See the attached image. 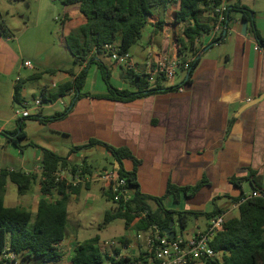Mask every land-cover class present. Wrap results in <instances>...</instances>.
I'll use <instances>...</instances> for the list:
<instances>
[{
	"label": "crops",
	"instance_id": "0c3cea01",
	"mask_svg": "<svg viewBox=\"0 0 264 264\" xmlns=\"http://www.w3.org/2000/svg\"><path fill=\"white\" fill-rule=\"evenodd\" d=\"M243 1L240 0L241 5L253 12L254 25L243 20L240 12L230 11L227 30L223 35L215 36L219 42L213 43V36L207 35L198 44L200 61L188 83V74L182 71L181 83H165V87H175L172 91L128 102L107 97L106 76L116 89L130 92H136V89L124 78L127 73L105 55H100L98 61L88 67L80 98L76 99L75 90L69 89L57 99H51L50 95L60 87L74 81L86 63L77 66L67 47L65 62L59 55L46 60L29 57L20 46L12 45L8 27L1 23L5 33L0 36V171L21 170L40 175L44 150L68 158L77 168L85 164L90 170L119 169L104 144L125 149L130 157L123 159V168L126 172H135L139 190L150 199L151 207L156 209L154 199H159L166 210L189 214L188 226L180 230L179 235L176 227L180 226L176 221L173 225L175 235L184 238L205 231L212 216L231 211L243 195L252 193L251 178L258 179V190L264 191V100L248 107L264 94V47L259 45L254 31L256 29L258 36L264 39V1L260 6L256 0L251 4ZM178 8V4H169L165 11H155L149 18L148 25L153 27L150 42L140 46L138 56L130 52L141 69L149 59L155 63L178 56V38H183L187 24L175 22ZM65 17L67 21L61 33L64 44L68 35L76 33L85 24L77 7H64ZM203 18L209 17L203 13ZM160 20H164L161 30L156 27ZM189 54L186 61L192 60ZM25 61H30L33 68L23 67ZM47 76L51 79L43 84ZM17 77L21 79L20 84H15ZM18 84L20 103L15 104ZM29 88L38 91L32 94L33 100L45 91L46 100L51 103L44 105L34 118L24 119L25 138L17 147L2 131L15 133L18 130V123L23 119L15 116L14 106L22 108L24 103L30 102ZM63 113V117H58ZM91 141L100 143L88 147ZM27 146L34 149L33 166L31 163L26 165L22 149ZM77 147L82 150L73 152L72 149ZM100 154L112 159L106 160L111 166L107 163L96 166L91 162L92 156ZM10 157L19 160L20 168L9 164ZM9 184L6 185L4 204L12 208V200L7 203ZM94 185L69 197V225L76 224L75 211L83 190H91ZM33 186L37 193L34 201L19 199L17 205L35 214L42 196L40 184ZM170 186L178 190L177 196L168 193ZM246 186L250 191L245 192ZM46 198L55 202L60 196L54 193ZM233 216L232 211L228 219ZM127 230L133 235L121 236L118 240L121 245L117 244L113 251L118 248L123 257L145 256L143 244L136 239L138 231L133 227ZM69 243L65 239L59 248ZM104 244H99L101 249L108 246ZM75 247H67L64 252L61 249L60 264H72ZM107 253L109 257L115 255L114 252ZM20 264L30 263L21 261Z\"/></svg>",
	"mask_w": 264,
	"mask_h": 264
},
{
	"label": "trees",
	"instance_id": "16d2710c",
	"mask_svg": "<svg viewBox=\"0 0 264 264\" xmlns=\"http://www.w3.org/2000/svg\"><path fill=\"white\" fill-rule=\"evenodd\" d=\"M169 4H178L179 8L175 11V22L177 24L187 23L183 31V38H178V56L183 62L189 57L188 53L192 56L190 68L186 71L188 74L186 82L188 83L200 61L201 47L197 45V41L209 35L213 29V19L205 20L203 18L207 0H64V7H77L78 12L85 19V24L76 33L65 38V44L73 56L75 64L80 67L84 63L86 65L75 75L72 83L63 85L55 94L50 95L51 99H57L69 89L75 90L76 99L80 98L90 64L98 61L100 55L110 57L105 46L118 44L117 47L121 54L130 53L131 48L142 39L143 31L149 24V18L155 11H165ZM228 9L229 12L232 10L240 12L243 20L250 21L254 25L251 15L253 12L242 6L240 0ZM60 21L63 26L67 18L63 16ZM163 24L164 20H160L156 27L161 30ZM254 31L259 45L264 47V39L258 36L256 29ZM4 33L5 28L1 25L0 36ZM216 42L219 40L215 39L213 43ZM99 67L103 68L101 64ZM124 78L136 89V92L114 88L106 76L105 79L109 87L107 97L110 100L128 102L175 89L173 86L165 87L167 81L163 79H157L155 83H150L146 76L133 72H128ZM19 84L15 90V104L20 103ZM42 96L46 100L45 91ZM64 115L65 113L58 114V117ZM32 118L34 116L25 119ZM23 129L24 119L19 121L18 130L15 133L4 131L2 133L19 147V141L25 138ZM99 143L91 141L88 147ZM104 145L118 164L120 175L127 179V187L130 189L132 197L127 203L121 202L115 205L112 195L102 189L107 201L113 205L106 211L103 225L106 226L116 219H122L126 229L133 227L138 232H145L150 227L157 226L165 232L171 223L176 221L180 229L185 230L188 226L189 214L166 210L159 199H154L157 208L153 209L149 204L150 199L142 195L139 190L135 172H126L123 168L122 161L130 157L129 153L125 149ZM80 150L82 148L72 149L73 152ZM43 154L40 175L26 174L21 170L4 169L0 171V255L4 251L14 255L15 263L19 259L30 264H60L62 252L59 245L65 240L69 227L67 211L69 197L79 194L82 188L90 185L72 187L66 185L64 181H57L56 173L61 168L76 169L77 167L72 165L68 158L59 157L51 151L44 150ZM80 168L84 172L91 171L85 164ZM250 181L254 191L264 194V191L258 190V179L254 177ZM8 182L17 187L19 196L26 195L34 184H40L42 198L39 200L35 214L22 208L5 206L4 195ZM54 193L60 198L55 202L48 201L46 197ZM168 193L177 196L178 190L170 186ZM143 213L146 215L142 216ZM211 246L217 256L196 264H264V198H252L242 204L237 210V215L226 221ZM119 253L120 250L115 248L114 254L119 255ZM108 255L100 248L99 238L95 237L76 245L71 262L72 264H122L130 261L125 258L114 262ZM135 259L131 258V260ZM139 259L145 261V256L141 255ZM35 260L38 262L36 263ZM10 262L13 263L7 260L0 261V264Z\"/></svg>",
	"mask_w": 264,
	"mask_h": 264
},
{
	"label": "built area",
	"instance_id": "2783aa9c",
	"mask_svg": "<svg viewBox=\"0 0 264 264\" xmlns=\"http://www.w3.org/2000/svg\"><path fill=\"white\" fill-rule=\"evenodd\" d=\"M51 1L57 2V0ZM228 8L229 0H207L204 13L213 19V29L209 34L213 36V39H215L216 34L227 30V21L229 18ZM201 40L197 41V45ZM105 50L109 53L114 63L120 66L125 73L133 72L138 75H144L150 83H155L157 79H163L167 82L172 81L179 70L186 72L192 62V60L183 62L179 56L163 58L155 63L149 59L145 64V68L141 69L130 53L121 54L117 46L106 45ZM23 67L32 69L33 65L30 61H25L23 62ZM20 80V77H17L15 84L19 83ZM50 103L51 101L45 100L43 96L37 97L29 104L24 103L25 108L16 110L15 116L22 119L29 118L41 110L44 105ZM56 177L57 181H64L66 185L72 187L100 184L102 189L112 195V201L115 205L121 202L127 203L132 197V193L127 187V179L122 177L119 170L115 167L99 168L91 170L90 172H84L81 168L71 169L70 167H64L56 173ZM259 197L264 198V194L258 191H252L249 195H243L233 204L231 211L220 212L212 216L207 229L196 233L191 238L176 235L174 238H170L157 226H152L145 232H137L136 239L143 244L145 261L140 260V256L135 260L121 255H111L110 258L114 262L125 258L130 259V261L122 264H196L202 260L213 259L217 254L213 250L211 243L218 232L224 227L229 214L233 210H238L248 200ZM145 215L146 213L142 214V216ZM104 245L117 246V243L111 241L106 242ZM14 259V255L8 254L5 251L0 255V261L9 260L15 263Z\"/></svg>",
	"mask_w": 264,
	"mask_h": 264
},
{
	"label": "rangeland",
	"instance_id": "374dc122",
	"mask_svg": "<svg viewBox=\"0 0 264 264\" xmlns=\"http://www.w3.org/2000/svg\"><path fill=\"white\" fill-rule=\"evenodd\" d=\"M256 1L260 6L263 4L264 0ZM63 2L64 0H57V2H52L51 0H0V24L5 23L8 27L9 38L13 40L12 45L14 47L20 46L29 57L38 56L40 59L46 60L52 58L54 55H59L58 57H61L63 62H65L67 52L66 46L62 41V23L60 21L64 16ZM243 2L251 4L250 2H252V0H244ZM237 3L238 0L229 1L231 7ZM232 11L235 12L234 10ZM152 33L153 27L148 25L143 31L142 39L131 48L130 52L132 55L138 56L140 46L150 42ZM183 75L182 71L179 70L174 79L169 81V83H181ZM50 79L51 76H47L43 84L49 82ZM37 92V90L29 88L30 102H26L27 104L33 101L32 94ZM14 107L16 108L15 110H22L25 108L24 105H22V108H19V105H15ZM57 107H60L59 104ZM22 151H24L25 154L26 165L31 163L33 166L35 164L33 159L34 149L27 146L23 148ZM106 160L111 161L112 159L106 158L101 154L91 157V162L96 164V166L106 164ZM9 161V164H13V167L20 168V162L15 157H10ZM106 165L111 166L109 162ZM35 191V186H33L26 196H19L17 194V187L10 183L8 186L9 199H7V203L9 200H12V207L24 208L21 205H17V201L19 199H28V202L34 201L35 195L37 194ZM248 191H250V188L246 186L245 192ZM79 201L75 211L76 224L70 223L69 225L65 239L67 242L70 241V243L68 246L66 244L62 246L61 249H63V252L64 249L67 250V247L72 248L74 245L95 237L99 238V244L101 245H103L104 242L111 241H115L117 244L121 245L118 241L121 236L126 234L133 235L132 232L126 229L125 222L122 219H116L106 226L103 225L105 213L112 207V204L108 202L103 195L99 184L94 185L91 190H83ZM233 214L237 215V210H233ZM193 223L194 222H192L191 225H193ZM180 230L179 227H176L178 235L180 234ZM123 246L124 245H122V248ZM114 247L115 246H105L102 250L104 253L107 251L111 253L114 252ZM129 257L132 258L133 255ZM35 261L36 263L38 262L37 260ZM20 262L21 261L18 260L17 263L10 262L6 264H20Z\"/></svg>",
	"mask_w": 264,
	"mask_h": 264
},
{
	"label": "water",
	"instance_id": "95a60500",
	"mask_svg": "<svg viewBox=\"0 0 264 264\" xmlns=\"http://www.w3.org/2000/svg\"><path fill=\"white\" fill-rule=\"evenodd\" d=\"M225 33V32H224ZM264 100V94H262L258 99H256L255 101H253V103H250L248 105V107L254 105V104H257L261 101ZM173 225L174 223L172 222L170 227L168 229L165 230V233L170 237V238H174L175 237V233L173 232Z\"/></svg>",
	"mask_w": 264,
	"mask_h": 264
}]
</instances>
